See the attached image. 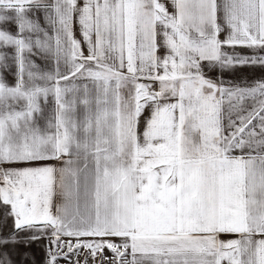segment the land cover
<instances>
[{
    "label": "snow or ice",
    "instance_id": "1",
    "mask_svg": "<svg viewBox=\"0 0 264 264\" xmlns=\"http://www.w3.org/2000/svg\"><path fill=\"white\" fill-rule=\"evenodd\" d=\"M0 264H264V0H0Z\"/></svg>",
    "mask_w": 264,
    "mask_h": 264
},
{
    "label": "rangeland",
    "instance_id": "2",
    "mask_svg": "<svg viewBox=\"0 0 264 264\" xmlns=\"http://www.w3.org/2000/svg\"><path fill=\"white\" fill-rule=\"evenodd\" d=\"M261 75V71L259 69H244L240 72L237 73L238 78H248V79H253V78H259ZM43 244H47V241L45 240ZM35 255L37 260H42V257L45 255L44 252V247L43 245L38 244L36 248L34 249ZM75 259V258H74Z\"/></svg>",
    "mask_w": 264,
    "mask_h": 264
}]
</instances>
